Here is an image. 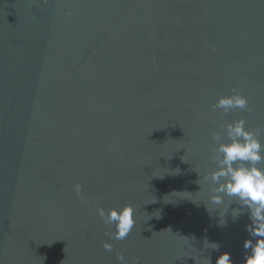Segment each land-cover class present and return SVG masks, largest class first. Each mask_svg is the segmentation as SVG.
Masks as SVG:
<instances>
[{
    "label": "water",
    "instance_id": "95a60500",
    "mask_svg": "<svg viewBox=\"0 0 264 264\" xmlns=\"http://www.w3.org/2000/svg\"><path fill=\"white\" fill-rule=\"evenodd\" d=\"M241 118L264 126V0H0V264H243L247 211L204 180ZM126 205L106 251L97 208Z\"/></svg>",
    "mask_w": 264,
    "mask_h": 264
},
{
    "label": "clouds",
    "instance_id": "9594fccd",
    "mask_svg": "<svg viewBox=\"0 0 264 264\" xmlns=\"http://www.w3.org/2000/svg\"><path fill=\"white\" fill-rule=\"evenodd\" d=\"M248 107V98L234 89L231 94L221 95L213 105V110H222L224 114H228L236 109L247 110ZM262 135H264V126L251 129L243 118L221 125L220 130L212 134L214 145L212 159L215 169L204 177V180L210 181L212 185V194L209 197L212 205L222 206L225 197L231 198L228 211L233 203L238 205L232 208L233 220L238 219L245 210L247 211L251 223L245 226V230L250 238L245 239L243 243L245 250L243 264H264V142L261 141ZM75 192L78 196L81 195V185H75ZM97 215L106 225L115 227L114 233H106L109 240L103 245L109 252L113 248L110 240L126 239L135 227L132 205L113 207L108 210L99 207ZM225 224L226 222L219 221V226H225ZM212 244L215 245L213 249H219L218 244ZM118 259L123 264L122 254ZM216 264H234V262L231 254L224 252L218 257Z\"/></svg>",
    "mask_w": 264,
    "mask_h": 264
}]
</instances>
